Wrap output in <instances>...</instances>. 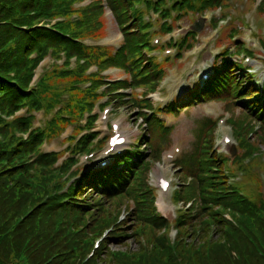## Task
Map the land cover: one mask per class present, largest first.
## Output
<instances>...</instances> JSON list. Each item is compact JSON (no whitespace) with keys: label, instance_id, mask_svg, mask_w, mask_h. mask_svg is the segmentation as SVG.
<instances>
[{"label":"trees","instance_id":"obj_1","mask_svg":"<svg viewBox=\"0 0 264 264\" xmlns=\"http://www.w3.org/2000/svg\"><path fill=\"white\" fill-rule=\"evenodd\" d=\"M81 1L0 0V264H264V222L259 215L264 213V191H259L261 186L254 173L244 179V187L238 183L232 186L233 168L231 172L229 166L221 168L222 163L209 155L212 142L205 140L203 132L193 154L195 164L181 163L183 175L190 176L192 182L180 184L174 190L173 199L177 203L192 201V206L182 209L175 220V239L168 237L171 224L155 215L152 192L135 193L130 194L135 209L129 213L133 234L128 236L126 227L125 233L116 228L108 235L109 240L90 254L94 240L111 223L109 216L103 217L104 212L110 213L114 208L118 213L117 207L122 201L103 197L98 192V184L103 180H95L96 172L80 176V169L72 170L76 164L73 156L59 163L58 154L42 150L44 143L63 129L61 112L79 120L88 114L86 128L90 129L94 121L89 116L91 102L95 97L110 96L122 85L111 84L102 90L106 84L96 79L89 83V88H80L84 85L81 83L90 80L85 76L87 62L79 55V49L74 53L76 48L66 37L76 39L95 26V16L88 13L98 17L102 14L100 2L76 9L74 5ZM201 1L175 0L170 6L167 0H107L123 34L127 59L130 62L135 58L131 84L147 85L152 91L155 86L149 74L161 75L155 68H143V52L149 45L146 34L151 28L144 21V15L153 10L161 19H166L185 3L194 8V2ZM227 1L207 0L201 8L178 14L225 7ZM73 14H81V22L76 26L58 22L46 27L52 19ZM100 28L98 24L92 32ZM162 29L171 27L166 23ZM180 45L189 47L186 40ZM58 49L66 51L63 69L41 75L33 86L34 69L48 54L58 59ZM109 53L105 50V56ZM74 56L84 64L77 63L70 70L68 61ZM103 56L99 52L96 57ZM232 65L229 61L222 62L212 84L223 87L231 100L251 98L252 91L244 85L246 74L233 83L236 86L230 85L231 81L225 82L226 78L234 79ZM209 85L203 87L202 97L217 91ZM60 89L73 94L75 99L69 100L62 110L60 107L54 115L56 118L44 128L35 127L33 113H47L50 106H58L59 102L50 103V100ZM242 91L249 92L240 97ZM255 98L258 100L249 109L259 113L264 110V95L257 94ZM257 120L264 125V113ZM152 144L155 151L158 147L154 140ZM240 145L246 146V143ZM90 147L91 134H88L71 146V150L73 154L89 153ZM256 150L253 147L245 150L243 158H252ZM141 165L132 177H142L148 163ZM235 170L245 171L240 163H236ZM224 214L231 220L224 219ZM131 238L138 242L136 250H111L108 246L124 245Z\"/></svg>","mask_w":264,"mask_h":264},{"label":"rangeland","instance_id":"obj_2","mask_svg":"<svg viewBox=\"0 0 264 264\" xmlns=\"http://www.w3.org/2000/svg\"><path fill=\"white\" fill-rule=\"evenodd\" d=\"M206 1L207 0H202L201 2H199V4L194 2V8H190L188 4L185 3L184 5L175 9L174 13L178 14L186 11L187 9L195 10L197 8H201L203 7L202 2ZM261 1L262 0H249L247 2L246 0H233L231 6L232 8L229 11H227L225 8L222 10L225 13V17H229V19L231 20V23L220 21L219 24L223 26L222 28L217 27V29H215L210 24V20L212 19V17L221 18L219 10H215L213 14H205V16L207 17V21L206 23H204L203 30L197 37V42H195L194 47L191 50L184 51L180 59L175 57L176 51L173 48L164 47L162 49L161 46L168 40V36L164 37L162 35H154V37L152 38V44L154 46H158L152 49V55L159 56V59L170 56L173 58V60L166 65L165 71L167 72V74L165 76V79L162 82L161 87L158 88L159 91L152 95L151 99L159 104L161 102V104L163 105L173 101L185 104L183 102L192 100L190 103L191 106H188L186 108H183L184 106H179V111H176L174 107L167 110L163 109V111L157 112L155 114L156 117H153L149 120L148 123L153 124V127L155 129L156 127L159 129L161 128V126H158L157 123H165L163 129L165 135L162 137L163 142H161V148L163 149L162 152L158 148H156L154 151L155 147L152 142L154 140L155 134L151 131V133H149V136L147 132L143 131L142 128L144 127V123L141 121V119H139V116L137 114H131L128 109L116 110L114 107L106 106L103 108L105 100H101V98L98 99V101L94 104L93 115L96 117L94 121L95 131L99 134V138L107 139V137L110 135V124L119 123L120 130L127 139L128 144L132 145V142L137 137L141 136L144 139V142L142 143V145H138L140 148L143 147L144 143H149L143 149V151H150V171L147 174V178L144 175L137 186L140 187L141 185H151L158 194L160 191H157V189L155 188L157 180L159 178L166 179L170 183V189L169 191L165 192L164 197L166 204L169 206H172L170 202L171 187L172 189H174L178 183L184 180V176L181 173L182 171L180 169H177L179 162L187 159L192 153L195 145L197 144V132L199 130H202L204 132L210 131L213 128V122H215L216 124V130L213 131L212 138L214 149H218V151L226 155H229V153L235 149V154L231 157V159H233V163L231 166L236 177L232 180V184L237 182L241 187H243L244 179L248 176H252L255 170L258 173L260 180L264 181V152L257 156L258 158H243V156L245 155V150L249 148L258 147L260 148V150H264V125H259L256 120L250 119L246 116L245 113V111H247V105L245 103L249 102L250 104H254L258 99H254L251 101H240L238 103L232 104L225 96L219 98L209 97L206 101L202 102H198L199 99H197L196 97V94L197 92H199L200 87L203 86L198 82V80L201 79L200 77L203 74L207 78L211 72L213 64L220 61V59L222 58L225 61L229 60L234 64L245 65V70H248V72H250V74L254 76V78H251L249 81L246 80V84H251V82L256 79L260 82H264V51L259 43L261 38L264 37V0L262 4H260ZM260 7H263V9H261ZM143 15L144 13L142 14V16ZM200 16V14L191 13L184 15L177 24L178 29L182 31L179 34L183 32L185 33V29H188L191 23ZM105 21L108 22L107 19H105ZM155 25L157 24L155 23ZM234 28L235 30H233L232 36L239 33L237 29L242 30V32L238 36V38H233V41L231 42V39L227 34H229L230 31ZM173 36L174 38L178 37L177 34H173ZM155 41L158 42L155 43ZM120 42L121 37L118 31L115 30V26L113 24L109 25L108 23H106L105 38L99 42L88 41L87 44L116 47ZM234 42L236 43L234 44ZM237 42L244 43V47L246 48V50L250 51L251 55L237 52ZM166 50H168L170 54H166ZM150 51L151 49L149 47L145 49V52L147 53H149ZM246 58L249 60L248 62L246 61ZM58 64H62V61H59ZM51 65H55V63H52V61L48 58L45 59L44 63L36 70V75L38 76L42 74L43 69L47 71L46 74H54L52 72L58 73L61 66L51 68ZM232 73H234V79L226 78L225 82L227 84L231 81L232 83H230V85H234L233 83L236 80L243 79V75L239 73L238 70H234ZM103 77L108 78V80L111 81L124 76L120 75L116 70H109L107 73L103 74ZM67 78H69V76ZM197 83H199L198 86ZM85 86L86 85H84L83 88ZM154 86L157 89V81L154 83ZM195 86H197L198 91L192 94L191 97L193 99H191L190 97L185 98L188 93L194 90ZM249 87L251 91H254L253 85H249ZM61 90L62 89L56 91L53 99L50 100V103H53L54 101L59 102L57 108L58 110L60 109V107L67 106L69 100L75 99L73 94H68L63 91L61 92ZM245 95H247V91H242L240 97ZM105 109H108L109 112L105 116H102V111ZM53 110L54 108L50 106V111L46 113L47 117L42 116L41 112L35 113V126H39V123L42 125L44 121L50 120L51 118L49 116V112ZM229 119H231L230 121L233 122L232 125L229 124ZM242 119L249 120L250 123H252V126L242 128L239 125ZM75 120L76 117H70V123L66 125L68 126L67 131L61 136L58 135L57 138H54L50 143L44 145V152L58 153V158L60 160L68 158L70 156L68 152H71V154H73L71 148H69L68 145L79 142L77 137L85 136L87 134V130L85 128L74 127ZM79 126H84L83 120L80 121ZM254 130H256V132H254ZM236 133L242 134V137L239 140L236 139ZM247 135L249 136V140H246ZM73 137H75L76 139L72 140ZM225 137L231 139L230 144L223 145V139ZM101 142V146L94 145V147H102L106 145V142ZM241 142L246 143V146H241ZM138 146L135 148H138ZM104 150L105 149H99V151L94 152L92 156H89V154H76L74 157V160H77L76 167H78L79 165L82 166L83 164L84 166L89 167L97 166L99 162L103 161L101 159V156ZM174 150H178V153L174 152ZM191 163L195 164V161L193 160L191 161ZM236 163H240L241 166L245 169V171H243V176H238L237 171L235 170ZM120 169L121 167H119L117 170ZM233 186H235V184ZM263 188L264 186H262L259 191H261ZM249 191L250 190L248 188V192ZM121 201L122 202L117 207V211H122H118V213H116L115 209L112 208V210L109 211L110 213L104 212L103 217L109 216L110 214L112 215L111 218H113L115 214L116 216H119L120 220H123L122 222L126 226V230L129 236L133 234L131 232L133 228L131 221L132 217H128L125 211H127V209L129 208L128 205L130 203V199L128 197H123L121 198ZM111 205L114 206V204ZM159 213L162 214L161 212ZM259 215L264 222V213H259ZM167 219L169 221H172L173 217H167ZM171 235L173 237L174 234L171 233ZM201 236L202 234L200 235V237ZM201 246L202 245H200L199 247ZM109 248L112 250L129 249L133 251L138 248V242L137 240L131 238L127 240L124 245L117 247L109 246Z\"/></svg>","mask_w":264,"mask_h":264},{"label":"bare ground","instance_id":"obj_3","mask_svg":"<svg viewBox=\"0 0 264 264\" xmlns=\"http://www.w3.org/2000/svg\"><path fill=\"white\" fill-rule=\"evenodd\" d=\"M157 207L165 216L172 214V207L166 204L165 197L162 192L158 195Z\"/></svg>","mask_w":264,"mask_h":264},{"label":"water","instance_id":"obj_4","mask_svg":"<svg viewBox=\"0 0 264 264\" xmlns=\"http://www.w3.org/2000/svg\"><path fill=\"white\" fill-rule=\"evenodd\" d=\"M202 21L200 23H196L193 27L194 30L200 31L201 30Z\"/></svg>","mask_w":264,"mask_h":264}]
</instances>
